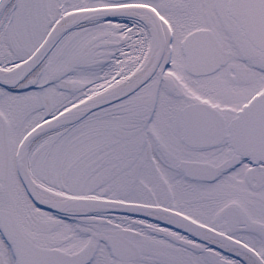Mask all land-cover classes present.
<instances>
[{
    "label": "snow or ice",
    "instance_id": "6c2138e0",
    "mask_svg": "<svg viewBox=\"0 0 264 264\" xmlns=\"http://www.w3.org/2000/svg\"><path fill=\"white\" fill-rule=\"evenodd\" d=\"M0 264H264V0H0Z\"/></svg>",
    "mask_w": 264,
    "mask_h": 264
}]
</instances>
